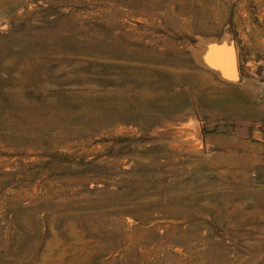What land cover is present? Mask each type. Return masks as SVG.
I'll return each instance as SVG.
<instances>
[{"label": "rangeland", "instance_id": "rangeland-1", "mask_svg": "<svg viewBox=\"0 0 264 264\" xmlns=\"http://www.w3.org/2000/svg\"><path fill=\"white\" fill-rule=\"evenodd\" d=\"M0 264H264V0H0Z\"/></svg>", "mask_w": 264, "mask_h": 264}, {"label": "water", "instance_id": "water-1", "mask_svg": "<svg viewBox=\"0 0 264 264\" xmlns=\"http://www.w3.org/2000/svg\"><path fill=\"white\" fill-rule=\"evenodd\" d=\"M206 56V64L211 70L219 73L220 76L222 74L221 77L224 80L228 81V83L239 81L241 75L238 62L239 56L233 43L221 41L210 44Z\"/></svg>", "mask_w": 264, "mask_h": 264}, {"label": "bare ground", "instance_id": "bare-ground-1", "mask_svg": "<svg viewBox=\"0 0 264 264\" xmlns=\"http://www.w3.org/2000/svg\"><path fill=\"white\" fill-rule=\"evenodd\" d=\"M84 1V0H83ZM90 3V2H89ZM96 3V2H95ZM135 4H137V3H135ZM100 10V9H99ZM173 10V9H172ZM142 12V11H141ZM170 12V11H169ZM173 12V11H172ZM144 13V12H143ZM142 16V18H144L145 16H155L154 15V13H144V14H142L141 15ZM166 16H168V15H166ZM149 19V18H148ZM196 20V19H195ZM135 34V33H134ZM131 35H129V37H130ZM132 41H138L137 39H136V37H133L132 39H131ZM140 43V42H139ZM148 43V42H147ZM146 43V44H147ZM140 50V49H139ZM146 51V50H145ZM79 52V51H78ZM147 52V51H146ZM149 52V51H148ZM137 53V52H136ZM209 56V55H208ZM208 56H206L207 58H208ZM139 58H141V57H139ZM207 58H206V61H207ZM142 59H144V58H142ZM219 74V73H218ZM221 76H222V74H221ZM12 80V79H11ZM13 82V81H12ZM31 84V83H30ZM15 92L17 91V90H14ZM9 100V99H8ZM81 103V102H80ZM46 105V104H45Z\"/></svg>", "mask_w": 264, "mask_h": 264}]
</instances>
